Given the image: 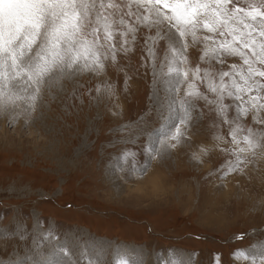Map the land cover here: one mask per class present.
Listing matches in <instances>:
<instances>
[{
	"label": "rangeland",
	"instance_id": "374dc122",
	"mask_svg": "<svg viewBox=\"0 0 264 264\" xmlns=\"http://www.w3.org/2000/svg\"><path fill=\"white\" fill-rule=\"evenodd\" d=\"M150 34L138 33L135 50L106 61L103 73L82 72L45 90L35 111L25 101L0 111V264L27 256L42 264H114L121 249L139 253L129 264H264L262 149L241 154L243 172L228 171L236 155L221 149L236 147L229 135L235 123H224L203 100L180 126L181 142L164 147L160 141L174 143L168 131L183 113L172 100L183 93L165 90V44L154 64L144 47ZM201 51L189 49L193 68L209 67ZM233 63L241 61L226 57L222 69L213 61L212 70ZM235 115L232 106L228 119ZM238 123V138L264 130L251 113ZM153 148L159 154L147 173L133 172L129 162L139 169Z\"/></svg>",
	"mask_w": 264,
	"mask_h": 264
},
{
	"label": "snow or ice",
	"instance_id": "6c2138e0",
	"mask_svg": "<svg viewBox=\"0 0 264 264\" xmlns=\"http://www.w3.org/2000/svg\"><path fill=\"white\" fill-rule=\"evenodd\" d=\"M142 30L154 32L144 37L154 64L157 47L165 44L159 60L165 90L183 93L178 101L172 100L183 113L175 131H168L174 143L160 141L164 147L175 148L181 142L180 126L191 119L196 101L203 100L215 106L224 123H235L229 135L236 147L221 149L236 155L228 171L243 172L241 154L254 157L256 149H262L264 156V130L257 133L249 128L247 135L238 138L243 131L238 121L250 113L255 124L264 126V0L247 7H241L240 0H0V111L18 106V101L35 111L44 91L51 94L52 89L61 88L64 78L103 73L106 61L115 64L118 54L127 56L135 50ZM197 46H202L199 59L209 67L190 65L189 49ZM226 57L239 58L241 63L214 72L213 61L222 69ZM200 84L214 99L200 91ZM226 97L232 98L233 105L224 103ZM232 106L236 115L229 120ZM241 143L245 146L240 147ZM148 151L149 163L139 169L134 160L129 162L133 172L147 173L150 161L159 154L155 148ZM194 158L200 159L195 154ZM243 163L251 161L245 156ZM60 251L67 254L66 249ZM28 261L42 264L31 256L17 257L9 264ZM114 264H129V259L120 255ZM132 264L139 262L132 260ZM170 264L190 261L172 259Z\"/></svg>",
	"mask_w": 264,
	"mask_h": 264
},
{
	"label": "bare ground",
	"instance_id": "6f19581e",
	"mask_svg": "<svg viewBox=\"0 0 264 264\" xmlns=\"http://www.w3.org/2000/svg\"><path fill=\"white\" fill-rule=\"evenodd\" d=\"M174 152V151H173ZM122 188V187H121ZM121 190V189H120ZM85 245V244H84ZM86 246V245H85ZM125 247H127V246H125ZM86 250V249H85ZM116 253H119V254H121V255H124L126 258H128V259H133L135 256H136V253H138V252H136V253H131V252H129V251H127L126 249H121V250H119V251H117ZM139 254V253H138ZM92 255V254H91ZM91 257V256H90Z\"/></svg>",
	"mask_w": 264,
	"mask_h": 264
}]
</instances>
